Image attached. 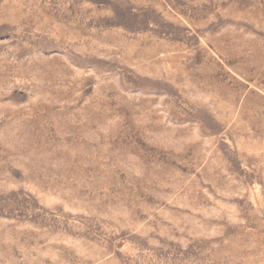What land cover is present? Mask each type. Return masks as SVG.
I'll use <instances>...</instances> for the list:
<instances>
[{
    "label": "rangeland",
    "instance_id": "1",
    "mask_svg": "<svg viewBox=\"0 0 264 264\" xmlns=\"http://www.w3.org/2000/svg\"><path fill=\"white\" fill-rule=\"evenodd\" d=\"M0 264H264V0H0Z\"/></svg>",
    "mask_w": 264,
    "mask_h": 264
}]
</instances>
